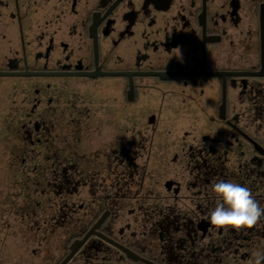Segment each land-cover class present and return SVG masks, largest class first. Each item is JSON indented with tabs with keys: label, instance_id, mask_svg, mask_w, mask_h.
Listing matches in <instances>:
<instances>
[{
	"label": "flooded vegetation",
	"instance_id": "1",
	"mask_svg": "<svg viewBox=\"0 0 264 264\" xmlns=\"http://www.w3.org/2000/svg\"><path fill=\"white\" fill-rule=\"evenodd\" d=\"M221 180L264 207V0H0V264H249Z\"/></svg>",
	"mask_w": 264,
	"mask_h": 264
},
{
	"label": "clouds",
	"instance_id": "2",
	"mask_svg": "<svg viewBox=\"0 0 264 264\" xmlns=\"http://www.w3.org/2000/svg\"><path fill=\"white\" fill-rule=\"evenodd\" d=\"M212 191L222 201L210 213V223L216 228L252 229L264 217V207L255 200L248 187L221 180L212 186ZM253 256L254 262L249 264L264 262V254L255 252Z\"/></svg>",
	"mask_w": 264,
	"mask_h": 264
}]
</instances>
